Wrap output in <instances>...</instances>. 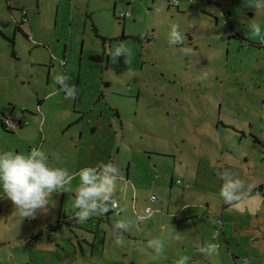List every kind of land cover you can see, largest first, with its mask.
Masks as SVG:
<instances>
[{
    "label": "rangeland",
    "instance_id": "rangeland-1",
    "mask_svg": "<svg viewBox=\"0 0 264 264\" xmlns=\"http://www.w3.org/2000/svg\"><path fill=\"white\" fill-rule=\"evenodd\" d=\"M212 1L232 13L235 30L249 40L232 38L221 8L207 1L180 0L177 6L173 0H0V64L18 63L24 69L19 80L13 78L16 71L0 70V120L2 109L11 114L19 97V115L29 110L36 116L14 132L0 121V152L27 154L40 148L52 167L73 174L117 159L124 176L112 197L122 206L110 213L111 225L104 216L93 215L50 235L48 226L59 215L74 216L78 176L72 191L54 193L47 210L31 219L13 214V204L0 189V264H175L197 251L195 236L227 250L222 221L237 264L243 259L264 264V49L251 45L264 42L248 27L256 22L264 30V9L245 7L243 0ZM128 10L130 17H120ZM21 13L31 38L16 29L24 19ZM212 15L220 16L218 23ZM173 23L186 35L183 45L168 43ZM121 42L132 50L130 65L123 55L111 56ZM94 55L103 60L92 59ZM128 68L134 75H128ZM58 74L72 77L67 82L77 85V102L65 99L63 92L49 97ZM77 107H87V118L69 128ZM103 110L113 121L122 112L124 126L114 121L115 132L104 121L95 129ZM79 129L83 138L76 135ZM216 158L229 159L230 166L213 164ZM130 163L140 177L135 187L126 182ZM230 171L251 191L221 218L224 202L216 193ZM182 177L191 188L177 183ZM192 189L196 195L188 193ZM151 195L158 197L152 203L158 211L140 220L148 215ZM179 211L183 217L198 212L199 218L179 223ZM119 221L129 225L120 234L122 246L113 235ZM155 238L164 241L159 257L147 247ZM181 239H186L185 250ZM188 264L201 263L192 258Z\"/></svg>",
    "mask_w": 264,
    "mask_h": 264
},
{
    "label": "clouds",
    "instance_id": "clouds-1",
    "mask_svg": "<svg viewBox=\"0 0 264 264\" xmlns=\"http://www.w3.org/2000/svg\"><path fill=\"white\" fill-rule=\"evenodd\" d=\"M243 4L255 11L264 9V0H243ZM248 27L252 36L264 42V30L259 23L252 22ZM185 39L186 35L181 32L180 26L171 24L169 45H183ZM121 55L124 56V63L130 65L133 53L123 42L116 46L111 54L114 58ZM127 72L129 76L134 75L131 68H128ZM202 78H206V74ZM71 79L72 77L66 74L56 75L54 89L49 93V97L63 92L65 99H77L79 91L77 85L67 82ZM76 176L79 177V184L74 190L73 218L78 222H85L93 215L109 212V205L114 204L112 197L120 180V169L113 162H100L94 167H85L73 174L67 168L52 167L49 155L40 148H32L27 154L15 150L0 152V189L13 204V214L22 220L35 218L38 210L46 211L54 193L72 191L71 184ZM226 176L227 182L222 184L220 190V197L226 204L232 205L249 195L251 186L246 187V182L237 174L230 171ZM146 218L150 217L141 216L140 220ZM128 227V223L124 221L113 225L115 244L123 245L124 241L120 234L127 231ZM147 247L159 257L164 252V241L159 238L152 239L148 241ZM198 250L205 256L218 255L219 245L216 243L198 245ZM189 260L190 257L182 255L175 264H188Z\"/></svg>",
    "mask_w": 264,
    "mask_h": 264
},
{
    "label": "crops",
    "instance_id": "crops-1",
    "mask_svg": "<svg viewBox=\"0 0 264 264\" xmlns=\"http://www.w3.org/2000/svg\"><path fill=\"white\" fill-rule=\"evenodd\" d=\"M199 1H201V2H203L205 5H207V3L205 2V1H207V0H199ZM211 4H209L208 3V6H210ZM221 6L224 8V6L221 4ZM225 9V8H224ZM215 16V15H214ZM93 23V22H92ZM23 27H25L24 26V24H23V26H22V28ZM96 27V26H95ZM97 29V28H96ZM23 31H24V33L25 34H27L28 36H29V38H31V36L28 34V31H26L24 28H23ZM239 32V31H238ZM241 35H243L241 32H239ZM24 34V35H25ZM243 36H245V35H243ZM246 37V36H245ZM247 38V37H246ZM246 40H249L248 38L246 39ZM245 41V40H244ZM36 44V43H35ZM39 44L37 43L36 44V46H38ZM13 56L16 58L17 57V55H16V50L13 52ZM32 62L33 63H35L36 61H33L32 60ZM6 68V69H8V68H10V69H12V70H14V71H16V75L13 77V78H16L17 80H19L20 78H21V74H22V72L24 71V69H23V66H21V65H19L18 63H12V62H9V63H1L0 64V70H3L4 68ZM4 74V73H3ZM3 74H1L2 75V77H6V76H9V77H12V75H3ZM1 77V76H0ZM12 78V79H13ZM58 88H59V85H58ZM79 93V92H78ZM14 102L16 103V107H15V109H13L12 110V112H11V114H9V113H7V111L5 110V109H2V111H1V113H2V115L4 116H7V117H9V118H12L13 120H15L16 122H17V125H18V128L20 127V128H22L23 129V122H24V120L25 119H27V121L29 122V120L32 118V117H36V116H33L34 114L33 113H31L29 110H27L26 112H23L22 114H20V115H22V117L19 115V110H18V108L17 107H19V105H18V103H20L21 104V98L19 97V98H16V99H14ZM75 102H77V99H76V101ZM14 105V104H13ZM40 105V104H39ZM0 107H2V105H0ZM90 108V107H89ZM42 109V107H40V110ZM77 110L78 111H76L77 112V115L75 116V117H73V119H70V121H69V123H67V125H69V128H71V127H74V126H81V123L83 122V120L84 119H86L87 117H86V113H87V111H89L88 109H87V107H77ZM18 111V112H17ZM116 112V111H115ZM116 114H117V117H118V119H114V121H117V120H119L120 121V123H121V125L122 126H124V118H123V114H122V112H120L119 111V113L118 112H116ZM120 114V115H119ZM37 115V114H36ZM105 112H104V110L103 111H101V113H100V115H99V117L96 119V125H95V129L97 128V126H98V124H103V122L105 121L107 124H110V126H111V128H114L115 129V132H117V129H116V122H114L113 120H111L112 118H109V117H105ZM30 116H32V117H30ZM102 117H104L105 119H102ZM4 119V118H3ZM2 120V119H1ZM223 124V123H222ZM218 125V124H217ZM219 126V125H218ZM223 126H224V124H223ZM18 128H16L15 130H13V131H17L18 130ZM224 128H226L225 126H224ZM98 129V128H97ZM250 132H252V131H250ZM78 133H79V135H80V137L81 138H83V136H84V131H83V129H79L78 130V132H77V134L76 135H78ZM123 134V133H122ZM251 137H253L252 135H250ZM73 139H75V136H73ZM77 146H78V144H76ZM91 152H92V149H91ZM116 162H115V164L117 165V159L115 160ZM181 164H183V162L181 161ZM213 164H216V165H223V169H227L229 166H230V161H229V159H224L223 161H222V159H220V158H216V159H214L213 160ZM193 166H195V165H193ZM196 167V166H195ZM123 175H121L120 174V179H123ZM126 177H127V179H126V182L128 183V184H130L131 183V185L132 186H134L135 187V182H138V180H139V173H138V171L135 169V167L130 163V165H129V167L127 168V170H126ZM196 178H198L199 177V174H197L196 176H195ZM183 179V181L184 182H186L187 184H188V187H186V188H184V189H188V188H191V182H190V180L188 179V178H185V177H182ZM128 189H129V186H127V191H128ZM260 190H261V193L263 192V185H261L260 186V188H259ZM258 189V190H259ZM188 193H190L191 195H196V189H192V190H190ZM218 196H219V198H221L220 197V193H216ZM157 199H158V197H157ZM135 200V199H134ZM206 200V199H205ZM115 202H117V201H115ZM223 202H224V200H223ZM117 203H119L120 204V206H122V204L120 203V202H117ZM155 203V202H154ZM224 204V207H223V211L221 212V215H220V217L221 218H224V212H225V209H227L228 207H230V206H233L234 204H232V205H229V204H226L225 202L223 203ZM135 205V204H134ZM212 205V203H210V206ZM154 208V207H153ZM136 210V209H135ZM154 210H155V212L157 213V211H158V209L157 208H154ZM155 212H153V213H155ZM209 216H211V214L212 213H210L208 210H206L205 211ZM136 213H138V211H136ZM152 213V214H153ZM208 216V217H209ZM147 217V216H146ZM148 217H150V215L148 216ZM176 218H177V222H187V221H189V220H194V221H197L198 220V218H199V213L198 212H191V213H189V215L187 216V217H183V215H182V213H181V211H179V212H177L176 213V216H175ZM206 217V216H205ZM208 217H206V218H208ZM140 219V218H139ZM147 219V218H146ZM208 222H209V220H207L206 221V224H208ZM222 233H223V235H224V238H225V241L227 242V245H228V249L226 250V249H222V246L221 245H219V254L218 255H212V256H205V255H203V254H201L200 252H199V250H198V245L200 246V243L202 242V246L203 245H205V244H207V238L206 237H204V236H202V237H198V236H195V238L193 239V241H196V247H197V251H194V250H192V252H191V254H189V257H190V259H192V258H194V260L195 261H199L201 264H233L232 263V260H233V262H234V264H236V263H238V260H237V258H239L238 256H236V253H235V251L233 250V245H232V243H231V240H232V237L229 235V234H227V232H226V222L225 221H222ZM195 225H196V222H195ZM219 234H220V231H218L217 232V235H216V238L218 239L219 238ZM182 241H183V250H185L186 249V246H187V242H186V239H181ZM212 242H214V241H212ZM218 243H220V242H218ZM166 264H169V262H167Z\"/></svg>",
    "mask_w": 264,
    "mask_h": 264
},
{
    "label": "trees",
    "instance_id": "trees-1",
    "mask_svg": "<svg viewBox=\"0 0 264 264\" xmlns=\"http://www.w3.org/2000/svg\"><path fill=\"white\" fill-rule=\"evenodd\" d=\"M169 1H170V3H171L172 0H169ZM173 1H174V3L177 4V6H178L180 0H173ZM207 3H209V4H213V3H214L215 5H217V7H220V8H221V9H220V15L224 17V21H225V22L229 23L230 28H231V32H232V34H231V37H232V38L239 39V41H244V40L247 39L245 36L241 35L238 31L235 30V27H234V24H233V21H232V13H231L230 11H228L227 9H224V8L221 6V3L218 2V1L207 0ZM25 16H26V15H25ZM212 17H214V15H212ZM25 19H26V18H25ZM215 20H216V22L218 23L219 20H220V16H219V15H215ZM25 23H27V19L24 21V24H25ZM22 31H23V30H22ZM23 32H24V31H23ZM0 33H2L1 30H0ZM24 34H25V33H24ZM2 35H4V34H2ZM4 36H5V35H4ZM25 36H26L27 38H29V36H28L27 34H25ZM6 38H7L10 42H12V45H14V41H13V39H11L10 37H6ZM251 45L254 46V47H256V48H258V49H264V44H259V43L251 42ZM92 59H94V60H96V61H101L100 56H97V55L92 56ZM4 117H5V115H4ZM5 118H7V116H6ZM0 121H1V126L3 127V129H5V130H7V131H10V132H14L13 130L8 129V128L5 126L3 120H0ZM217 124H220V122H218ZM222 125H223V124H222ZM183 188H186V187H183ZM114 203H115V201H114ZM111 206H112V207H111V209H110L109 212H107L106 214H101V216H104V217H105L104 220H105L108 224H110V225L112 224V223H111L112 219H111V217H110V213H111L112 211H114L115 209H119V210L121 209V206H120L119 203H118L117 206L114 205V204H111ZM77 223H78V221H77L76 219H74L73 217H71V220H68V216H67V215H63V216H60V215H59L58 218H57V220H56L54 223H51V224L48 226V229H47V232H48V233H47V234L50 235L51 233H54V232L58 231L59 229L65 227V226H67V227H73V225L76 226ZM244 260H247V261H248V259H243V260L241 261L240 264H243ZM248 263H249V261H248ZM248 263H247V264H248ZM236 264H237V263H236Z\"/></svg>",
    "mask_w": 264,
    "mask_h": 264
},
{
    "label": "built area",
    "instance_id": "built-area-1",
    "mask_svg": "<svg viewBox=\"0 0 264 264\" xmlns=\"http://www.w3.org/2000/svg\"><path fill=\"white\" fill-rule=\"evenodd\" d=\"M131 15H132V11L131 10H128L125 13H122L120 15V17L127 18V17H130ZM3 122H4L5 126L8 129L15 130L18 127L17 122L15 120H13L12 118H9V117L4 118L3 119ZM177 183L180 184L182 187H188V184L186 182H183L180 179L177 180ZM258 191H259V193H261V190L260 189ZM156 200H157V196L156 195H151L149 197L148 204L145 207V213L146 214L151 215L153 212H155V210H154V208L152 206V203H154ZM114 205L117 206L118 203L115 202ZM148 215H145V217L148 216ZM217 232L218 231H216V234L215 235H217ZM247 263H248V261L247 260H244L243 264H247Z\"/></svg>",
    "mask_w": 264,
    "mask_h": 264
},
{
    "label": "flooded vegetation",
    "instance_id": "flooded-vegetation-1",
    "mask_svg": "<svg viewBox=\"0 0 264 264\" xmlns=\"http://www.w3.org/2000/svg\"><path fill=\"white\" fill-rule=\"evenodd\" d=\"M21 14H22V16L24 17V19L21 21V23L18 22L16 29H21V30H23V29H22V26H23L24 21H25L26 19H25V15H23V13H21ZM96 30H97V29H96ZM96 30H95V31H96ZM96 33H98V32L96 31ZM94 56H95V55H94ZM97 56H100L101 61L103 60V56H101V55H97Z\"/></svg>",
    "mask_w": 264,
    "mask_h": 264
},
{
    "label": "bare ground",
    "instance_id": "bare-ground-1",
    "mask_svg": "<svg viewBox=\"0 0 264 264\" xmlns=\"http://www.w3.org/2000/svg\"><path fill=\"white\" fill-rule=\"evenodd\" d=\"M5 117H6V116H5ZM5 117H4V118H5ZM17 128H18V127H17Z\"/></svg>",
    "mask_w": 264,
    "mask_h": 264
}]
</instances>
